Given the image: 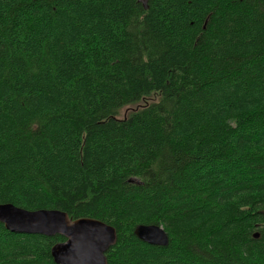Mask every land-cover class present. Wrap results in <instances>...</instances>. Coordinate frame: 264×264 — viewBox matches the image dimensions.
<instances>
[{
    "label": "trees",
    "instance_id": "16d2710c",
    "mask_svg": "<svg viewBox=\"0 0 264 264\" xmlns=\"http://www.w3.org/2000/svg\"><path fill=\"white\" fill-rule=\"evenodd\" d=\"M148 4L0 0V203L113 225L108 264H264V0ZM63 240L0 222V264Z\"/></svg>",
    "mask_w": 264,
    "mask_h": 264
},
{
    "label": "water",
    "instance_id": "95a60500",
    "mask_svg": "<svg viewBox=\"0 0 264 264\" xmlns=\"http://www.w3.org/2000/svg\"><path fill=\"white\" fill-rule=\"evenodd\" d=\"M145 9L148 0H138ZM127 114V112L125 113ZM135 181L134 178L130 179ZM0 222L15 233L65 237L52 247L56 264H108L107 251L117 242V229L93 217L72 218L56 208L26 209L11 202L0 203ZM136 236L152 245L167 246L169 235L160 224H138ZM259 237V233H255Z\"/></svg>",
    "mask_w": 264,
    "mask_h": 264
}]
</instances>
